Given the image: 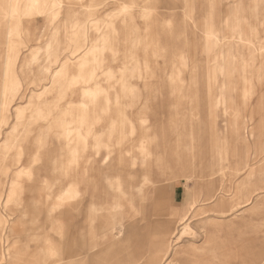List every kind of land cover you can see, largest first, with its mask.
Instances as JSON below:
<instances>
[{
  "label": "rangeland",
  "instance_id": "rangeland-1",
  "mask_svg": "<svg viewBox=\"0 0 264 264\" xmlns=\"http://www.w3.org/2000/svg\"><path fill=\"white\" fill-rule=\"evenodd\" d=\"M34 2L0 0L6 256L264 264V0Z\"/></svg>",
  "mask_w": 264,
  "mask_h": 264
},
{
  "label": "crops",
  "instance_id": "crops-1",
  "mask_svg": "<svg viewBox=\"0 0 264 264\" xmlns=\"http://www.w3.org/2000/svg\"><path fill=\"white\" fill-rule=\"evenodd\" d=\"M240 165L242 166L241 169H243L246 164L242 163ZM197 177H200V176H197ZM15 180H17L18 182L16 181L15 183H13V186L11 187V192H10L8 198L6 199V202H9L11 200L12 196L17 191V188L20 185L19 177H17ZM211 188H212V194L210 195L209 198L215 196V194H216V187L213 186V184H211ZM245 188H246L245 187V183H242L239 186V188H238L239 196L240 195H242V196L244 195L243 192H244ZM250 200H251V198L245 200L244 202L245 203H249ZM216 206L219 208V210H220L219 212L221 214H224V213L228 212L227 204L226 203L224 204V200L223 199L219 200L218 203L216 204ZM10 212L12 213L13 211H10ZM25 215H27L26 211H25V214L21 218H23ZM12 246H13V255H12V258L9 259L10 256H6L5 252L1 249V244H0V262L2 261L5 264H49L50 263L51 259H44V258H42V259H34L33 255H31L29 257L28 261H21L22 259L26 258L24 256V252L21 251L20 253H18V250L16 251V248H18V245L16 243H14ZM8 255H9V253H8ZM66 257H67V254H59V253H57V256L55 257V259L58 261V264H68L67 261H66Z\"/></svg>",
  "mask_w": 264,
  "mask_h": 264
},
{
  "label": "snow or ice",
  "instance_id": "snow-or-ice-1",
  "mask_svg": "<svg viewBox=\"0 0 264 264\" xmlns=\"http://www.w3.org/2000/svg\"><path fill=\"white\" fill-rule=\"evenodd\" d=\"M16 7H19V5H16ZM29 7L32 9V11L30 13H28V15H43L44 13L42 11H40V9H42V8L51 7L52 9H59V10L68 9V10H71L73 5L71 3H65V0H55V2L52 4H48V3L40 4L38 2V0H36V2L32 3ZM76 7H83V5H76ZM133 7H134V5H133ZM128 11H129L128 5H124L123 6V12L126 13ZM110 152H111V149H109V153ZM105 163H107V160L105 161ZM48 256L51 258L50 264H58V261L55 259V257L57 256V252L54 248H49Z\"/></svg>",
  "mask_w": 264,
  "mask_h": 264
},
{
  "label": "bare ground",
  "instance_id": "bare-ground-1",
  "mask_svg": "<svg viewBox=\"0 0 264 264\" xmlns=\"http://www.w3.org/2000/svg\"><path fill=\"white\" fill-rule=\"evenodd\" d=\"M9 61V60H8Z\"/></svg>",
  "mask_w": 264,
  "mask_h": 264
}]
</instances>
